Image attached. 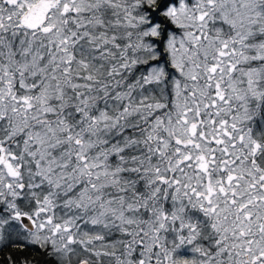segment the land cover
<instances>
[{
	"label": "snow or ice",
	"instance_id": "6c2138e0",
	"mask_svg": "<svg viewBox=\"0 0 264 264\" xmlns=\"http://www.w3.org/2000/svg\"><path fill=\"white\" fill-rule=\"evenodd\" d=\"M0 264H264V0H0Z\"/></svg>",
	"mask_w": 264,
	"mask_h": 264
},
{
	"label": "trees",
	"instance_id": "16d2710c",
	"mask_svg": "<svg viewBox=\"0 0 264 264\" xmlns=\"http://www.w3.org/2000/svg\"><path fill=\"white\" fill-rule=\"evenodd\" d=\"M8 251H12V250H8ZM13 254H15V253H13ZM23 255H28L30 257H33L36 260H40L41 259V257L35 256L34 253H31V252H25V253H23Z\"/></svg>",
	"mask_w": 264,
	"mask_h": 264
}]
</instances>
